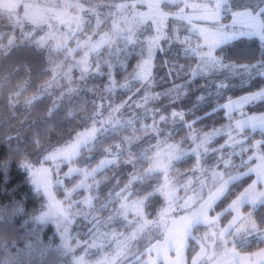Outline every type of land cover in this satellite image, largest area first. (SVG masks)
Instances as JSON below:
<instances>
[{"label": "trees", "instance_id": "trees-1", "mask_svg": "<svg viewBox=\"0 0 264 264\" xmlns=\"http://www.w3.org/2000/svg\"><path fill=\"white\" fill-rule=\"evenodd\" d=\"M54 1H57L59 8L63 5L83 12L86 18L83 32L67 39L60 34L61 30L52 31L45 24L38 25L29 21L14 25L15 22L7 14L0 16V43H6L9 37H15V43L10 48L0 50V161L10 159L13 162L7 185L0 187V264H10V261H14V264H80L83 259H79V256L95 233L96 251H99L96 259L105 252H111L115 249L114 243L119 242L120 233L111 231L114 225L112 222L107 224L108 217L121 202L139 197L138 194L146 193V190L158 183L152 174L145 171L148 156L155 149L158 140L168 136L176 142L193 145L183 140L190 131L203 135L205 131L226 126L230 122L229 118L219 106L230 98L258 90L255 87L260 84L258 78L249 79L246 73L232 75L218 72L210 77H193L191 71L198 64V57L185 55L182 49L178 53L176 48H170L172 41H168L165 43L166 50L156 55V78L151 87L157 92L186 82L185 85L182 84L184 90L176 91L179 93L175 97L176 101L163 102L162 107L154 102L153 112L148 111L147 114L130 118L136 101L143 98L150 87L149 83L134 79L143 58L142 40L145 37H140L139 32L144 28V23L134 32L121 33L124 37L109 39L108 43L90 57L89 66L83 67L79 58L84 56L85 48L77 49L75 43L89 37L93 40L100 39L105 32L109 34L112 22L118 19L115 6L128 0ZM233 4L235 1L230 0V10L238 6ZM134 16L137 17L134 14L130 16L131 22L136 20ZM177 24L188 26L186 22ZM172 26L174 27L173 24ZM172 32L174 30L171 34ZM129 34L133 36L132 40L127 38ZM179 34L183 37L188 33L181 27ZM41 37L48 38L47 43L39 44ZM177 47L180 46L177 44ZM223 47H226L228 55L233 59L251 63L258 61L264 51L260 40L255 37H240ZM225 78L231 86L223 94H213L212 81ZM201 95L205 98L198 101L197 98ZM173 111L183 112L188 123L196 120L193 129L189 130L183 122L163 124L159 121L158 114L170 116ZM244 112L247 115L264 112V104L254 102L245 106ZM239 115L240 112L232 114L231 122ZM111 116L117 117V120H125V123L104 127L106 133L101 135L107 141L95 143L92 163H98L103 154L110 152L116 155V160L92 177L93 182L88 189L78 188L73 193V198L93 194L95 198L91 209L96 210V214L91 219L77 217L72 225L73 237L66 242L60 225L51 220L35 219L44 210L46 197L34 188L28 171L20 164L28 159L39 162L54 146L72 139L94 122L105 123ZM152 123L154 126H151ZM241 135H248V140H243L244 145L249 147V151L243 154V159L247 161L248 156L255 152L250 148L249 141L254 142L262 137L259 130L253 133L249 128ZM227 141L226 132L215 136L207 147L219 149L221 145H225V148L215 154L209 151L201 160V166H213L216 163L215 156L231 152L232 147ZM236 151L239 153V147ZM232 160L236 165L230 170L233 175L247 171L240 167V155L233 156ZM195 163L196 157L190 154L178 160L171 172L180 177L192 176ZM199 175L200 172L196 171V176ZM79 178L80 175H73L69 185L77 183ZM253 180L252 174L232 185L214 206L215 210L211 214L215 215L227 208L234 195ZM210 181L211 179L204 189L205 197L208 188L212 187ZM192 188L199 190V185L195 183ZM56 193L58 197H64V187H57ZM179 198L176 215L186 211L185 202L191 200V192L187 191ZM12 202H15V208H22L23 211L15 212L9 208L8 205ZM163 203L164 199L160 195L148 198L145 212L150 220L154 221L159 217ZM245 209L247 214L249 205ZM232 215L234 213L222 216L219 227L226 226ZM256 215H260L259 210H256ZM206 230L204 225L196 226L193 230L187 247L189 262L199 250L197 239L192 237L200 238ZM154 233L148 240H144V233L134 236L127 242L125 251L111 261V264H145V250L163 237L160 226ZM262 247L264 244L253 245L246 252Z\"/></svg>", "mask_w": 264, "mask_h": 264}, {"label": "snow or ice", "instance_id": "snow-or-ice-1", "mask_svg": "<svg viewBox=\"0 0 264 264\" xmlns=\"http://www.w3.org/2000/svg\"><path fill=\"white\" fill-rule=\"evenodd\" d=\"M230 0H200V2H190V0H157L155 4H149V8H155L158 15L153 18L155 24V36L149 41V50L153 47H158L163 40L165 43L172 41L170 48H176L178 53L181 49L185 55L198 57L199 63L195 69H192L193 77H210L214 73L224 72L232 75L246 73L249 79H259L260 84L256 91L249 92L248 95L240 96L237 100L229 99L228 103L221 104V109H227L226 115L231 122L233 112H240V119H236L234 127L230 123L228 126V141L226 142L232 147V151L219 156H215V165L205 168L201 166V160L211 151L212 153L222 152L225 145H221L219 149H209L207 145L219 133L220 130L207 132L202 138L198 137L192 131L184 138V142L191 140L194 147L190 150H184L180 145L168 144L166 141L157 145L159 155L163 158L172 160H180L185 156L193 155L196 157L195 167L192 169V177L187 178L185 187L191 185L193 177L199 185L203 195L195 199L185 202V210L188 213L184 218L185 235H190L189 229L194 226L204 225L206 231L199 238V251L192 257V264H264V248L257 252L242 255L248 248L257 244H264V187L257 190V184L264 185V115L248 116L244 112L246 105H251L254 102L264 104V51L261 53V58L255 63L242 62L233 59L228 55L225 45L240 37H255L260 40L261 49L264 50V9L260 11L244 10L233 11L230 22H224V15L229 11ZM178 9L174 15L173 23L187 21L188 26L180 24L175 28L174 33L169 35L165 32L167 27L166 22L170 16L171 9ZM168 9V11H165ZM185 9H190V13H186ZM145 19L148 18L145 14ZM194 21H203L205 26L201 27L193 23ZM190 26V27H189ZM188 34L180 36V28ZM195 37L196 43L193 46L192 40ZM132 39L131 35L127 37ZM46 37H41L39 44L47 43ZM15 43V37H9L6 43H0V50H7ZM177 44L180 47H177ZM152 60L148 59L139 65L138 77L147 79ZM87 70V69H85ZM214 93L223 94L224 91L231 86L230 82L225 79L213 80ZM188 87V86H187ZM203 87V86H202ZM205 96L201 95L198 101L204 100ZM215 111V110H214ZM159 121L163 124L183 122L189 130L193 129V124L188 123L184 119L183 112L173 111L170 116L158 114ZM196 119H199L197 117ZM250 128L254 133L259 129V134L262 139L249 141V146L254 149L253 155H249L247 161L243 159V154L249 151L243 140H248V135L243 136V140L237 139L245 129ZM95 132V129L82 134L84 138H90ZM235 133V135H233ZM72 147H75L73 145ZM239 147V153L236 148ZM240 155L242 169L235 175L231 173V169L236 165L233 163L232 157ZM255 156V159H254ZM10 159L0 161V187L7 185V177L12 165ZM21 167L30 170L31 165L27 162L20 164ZM223 169V171L218 170ZM42 172H47V169H42ZM196 171L200 172L196 176ZM255 174L256 179L247 187H242V190L234 195V199L224 208L222 212H216L214 216L209 213L215 210L217 202L229 191L230 187L236 182L241 181L244 177H249ZM227 177V179H225ZM211 179L212 187L208 188L206 198L204 189L208 186V181ZM32 183L39 190L41 179L36 173L32 174ZM218 185V186H217ZM15 202L8 205L15 212H22V208H15ZM191 205V207H189ZM249 205L250 210L247 214L241 213V207ZM256 210L260 211V215H256ZM232 215L231 220L226 227L220 228L219 221L225 214ZM37 221H46L47 214L37 216ZM197 239L196 237H192ZM187 246L186 244L184 245ZM153 249H149L151 253ZM171 251V245H169ZM156 259L161 261V264H171L167 259V255L160 249H156ZM14 264V261H10ZM145 264H155L150 257Z\"/></svg>", "mask_w": 264, "mask_h": 264}, {"label": "rangeland", "instance_id": "rangeland-1", "mask_svg": "<svg viewBox=\"0 0 264 264\" xmlns=\"http://www.w3.org/2000/svg\"><path fill=\"white\" fill-rule=\"evenodd\" d=\"M231 1H235V4L238 6H235L236 8L225 13L223 19L226 23L231 21L233 11H260L261 9H264V0ZM156 2L157 0H128L119 2L115 6V15L118 16V19L112 22L111 31L109 34L105 32L102 34V38L100 37V39L93 40L91 37H89L86 40L77 41L75 43V47L77 49L82 47L85 48V54L83 57L80 56L79 62H81V66L88 67L90 57L104 44L108 43L109 39L120 36L124 37L125 35L120 34L134 32L137 28H140L139 26L142 23H144V28H142V30L139 32L140 37H145V40H142L143 58L139 65L143 64V62L148 59L152 60V64L147 79L137 76L139 67L137 68V71L134 75V79L140 80L145 84L149 83L150 87L147 92H145L143 98L141 97L136 101V105L133 109L134 112L130 118L139 117L143 115V113L147 114L148 111L153 112L154 106L152 105L154 102H157L158 107H162L161 104L163 102L172 103L176 101L175 97H178L177 95L179 94L177 92H179L180 89L184 90L182 84L185 85L186 83L183 82L179 86L177 85L173 88L171 87L157 92H154L153 90L155 89L151 87V84H154L156 78V55L158 52H163L166 50V44L163 40L160 42L161 44L158 47H153L151 49V53L149 50L148 41L156 34L153 18L156 17L158 13L155 8H149L148 5L155 4ZM190 2L198 3L200 0H190ZM56 3L57 1L54 0H0V16H5L7 14L11 20L15 22L14 25L16 23L26 24L25 22L29 21L38 23V25L40 23L45 24V27H48L52 31L57 32L58 29L61 30L60 34L65 36L67 39H70L76 36V34L83 32L86 21V18H84V15L82 14L83 12L81 10L68 9L67 6L63 5L59 8ZM55 5L57 7H55ZM125 5H127V7ZM171 10L173 12H170V16L166 22L167 27L165 28V32L169 35H171V31L175 30V28L179 26L178 24L173 23L174 17L171 16L174 15L178 9L173 8ZM165 11H168V9H165ZM185 11L186 13L191 12L190 9H185ZM133 14L137 15V17L134 16L136 20L131 22L130 16ZM145 14L148 16L147 19L144 18ZM183 22L187 23V21ZM193 23L201 27L205 26L203 21H194ZM173 33L174 32H172V34ZM195 43L196 40L195 37H193L192 45L194 46ZM248 93L249 92L243 93L230 99L237 100L240 96L248 95ZM228 101L229 99L222 104H226ZM224 110L226 113L227 109ZM235 112L239 111H234L233 114ZM248 116L253 115L248 114ZM240 118L241 117L239 115L238 118H234L233 122H229L226 126L215 130H220L218 134H222L223 132L228 134V126L230 123L234 127L235 120ZM127 120L130 121L129 119ZM124 123L125 120H117V117L113 118L112 116L109 117L105 123L98 124L97 122H94L91 127L81 130L72 139L54 146L40 159L39 162L33 161L31 159L24 161L31 165L30 170L26 169L30 176L31 183L33 173H36L42 181L38 191L44 193L46 197V203L44 210L40 215L47 214L46 220H51L62 227V234L66 242L73 237L71 230L73 227L72 225L76 221L77 217L91 219V217L96 214V210L94 211L91 209L95 198L93 194L87 193L83 198H73V193H75L78 188L88 189L91 185V182H93L92 177H94L98 171L104 169L106 166L110 165L116 160V155L110 152L103 154L100 158L101 160L98 163H96V161L92 163V160L95 156L93 146L97 141H107L106 137L101 135L102 133H106V128L104 127L110 128ZM151 126H154V124L152 123ZM93 129H95V132L90 138L85 139L84 136H82V134L90 132ZM211 131L213 130L205 131L204 134ZM194 134L200 138H202L204 135H200L202 133H198L196 131ZM233 135H235V133H233ZM100 136H102V138H100ZM237 139L243 140V136H238ZM164 141H166L168 144L180 145L181 148L186 151L194 147V145L190 146L185 145L182 142H176L168 136L160 138L157 142V145ZM187 142L189 144L192 143L190 139H188ZM73 145H75V147H72ZM157 145L148 156V167L145 169V171H147L149 174H152L153 177L158 180V183L146 190V193L138 194L139 197H136L132 200L127 199L126 201L121 202L118 206H116L115 210L112 212V215L108 217L107 224L109 225L112 222L114 225V227L111 228V231L115 234H117L118 231L120 233L119 242L114 243L115 249H113L111 252H105L103 256L96 259L99 251H96L95 233L93 234V238L90 243H88L85 251L81 254V256H79V259H83L80 264H111V261L115 260L125 251L124 247L134 236L144 233V240H148L153 234H155L154 232H156L159 226L161 227L160 230L163 232V235L166 233L167 227L169 226L172 219L176 217L178 212L177 208L180 203L179 197L187 192L186 189L192 188L196 183V180L195 177H193L192 184L185 187L187 178L192 176L180 177L172 174L171 170L178 160H169L161 157L158 154L159 149L157 148ZM64 164H67V166L64 167ZM42 169H47V172H42ZM75 174L80 175V178L77 180V183H74L70 186L69 182L72 180L71 178ZM210 184H212L211 181ZM59 186L64 187L65 190V195L62 198L58 197L56 193V188ZM34 188L36 189L35 186ZM156 195H160L164 199V203L162 205L163 208L161 209L159 217L153 221L150 220L146 215L145 203L149 197L151 199ZM195 227L196 226H194L193 230ZM178 238L180 239V237ZM197 241L199 243V238H197ZM78 243H80V241H78ZM149 248L150 247L145 250L146 254L150 253Z\"/></svg>", "mask_w": 264, "mask_h": 264}, {"label": "crops", "instance_id": "crops-1", "mask_svg": "<svg viewBox=\"0 0 264 264\" xmlns=\"http://www.w3.org/2000/svg\"><path fill=\"white\" fill-rule=\"evenodd\" d=\"M252 115H255V116L264 115V112H259V113H255ZM253 175H254V180H255L256 176L254 173H253ZM262 187H264V185L257 184V190L261 189ZM246 206H248V205H244L241 207V213L242 214H246V212H245ZM187 215H188V213L185 211L183 213L176 215V217H174L172 219L169 226L167 227L166 233L163 235V238H160L161 240L158 239L151 244L150 248L153 250L151 251V253H148L146 255L145 262L149 261V259L151 257V259L153 261H155V264H161V261L156 259V249H160L167 255V259H168V261L171 262V264H192V260H191V262L188 261L187 247L189 244V238L192 235L194 227L189 229L191 234L186 236L185 235V229H184V218ZM209 215L214 216L213 214H211V212L209 213ZM226 226H224V227H226ZM178 237H180V239ZM185 244L187 245L186 247L184 246ZM169 245H171V251H169ZM262 248H264V247H262ZM262 248H260V249H262ZM260 249L252 251V252H244V253H242V255H247L250 253L257 252Z\"/></svg>", "mask_w": 264, "mask_h": 264}, {"label": "clouds", "instance_id": "clouds-1", "mask_svg": "<svg viewBox=\"0 0 264 264\" xmlns=\"http://www.w3.org/2000/svg\"><path fill=\"white\" fill-rule=\"evenodd\" d=\"M186 191L191 192V199H195L203 195V192H201L200 188L199 190H197L196 188H190V189H186Z\"/></svg>", "mask_w": 264, "mask_h": 264}]
</instances>
